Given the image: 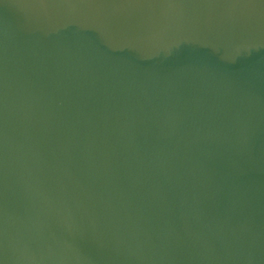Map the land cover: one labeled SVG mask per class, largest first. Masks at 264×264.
Instances as JSON below:
<instances>
[{
	"label": "water",
	"instance_id": "95a60500",
	"mask_svg": "<svg viewBox=\"0 0 264 264\" xmlns=\"http://www.w3.org/2000/svg\"><path fill=\"white\" fill-rule=\"evenodd\" d=\"M0 264H264V0H0Z\"/></svg>",
	"mask_w": 264,
	"mask_h": 264
}]
</instances>
